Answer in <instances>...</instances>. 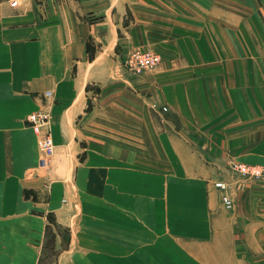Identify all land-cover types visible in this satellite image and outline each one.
Wrapping results in <instances>:
<instances>
[{
	"label": "crops",
	"instance_id": "obj_1",
	"mask_svg": "<svg viewBox=\"0 0 264 264\" xmlns=\"http://www.w3.org/2000/svg\"><path fill=\"white\" fill-rule=\"evenodd\" d=\"M228 160L264 166V0H0V264H264V179Z\"/></svg>",
	"mask_w": 264,
	"mask_h": 264
},
{
	"label": "built area",
	"instance_id": "obj_2",
	"mask_svg": "<svg viewBox=\"0 0 264 264\" xmlns=\"http://www.w3.org/2000/svg\"><path fill=\"white\" fill-rule=\"evenodd\" d=\"M159 62L158 56L150 51L133 50L124 60V65L131 73L153 70ZM44 97L50 96V91L43 92ZM164 110V108L162 107ZM48 114L44 109H37L26 115L25 121L36 134V146L39 152L38 167L48 170L49 162L53 155V145L50 136ZM229 168L234 173L250 178L264 177V166L245 165L238 161H230ZM213 186L220 191V202L224 209H231L232 200L228 194L227 183L214 181Z\"/></svg>",
	"mask_w": 264,
	"mask_h": 264
},
{
	"label": "rangeland",
	"instance_id": "obj_3",
	"mask_svg": "<svg viewBox=\"0 0 264 264\" xmlns=\"http://www.w3.org/2000/svg\"><path fill=\"white\" fill-rule=\"evenodd\" d=\"M88 50H90L89 49V46H88ZM134 50H137V49H134ZM91 51V50H90ZM131 51H133V50H131ZM131 51H129L128 53H126L125 54V56L124 57H122V59H121V65H122V67H123V69L126 71V72H128L129 74H131V75H134V76H137V75H139V74H141V73H143V72H146V71H143V72H139V73H137V74H133V73H131L130 71H128L127 69H126V67H125V65H124V60H125V58H126V56L131 52ZM151 52V51H150ZM88 53H92V51L91 52H89V51H87V58H88ZM153 54H156V53H154V52H152ZM157 56H158V59H159V61H160V58H159V55L158 54H156ZM91 57H92V55H91ZM89 59V58H88ZM91 59V58H90ZM89 59V60H90ZM158 64H159V62H158ZM157 64V65H158ZM157 67V66H156ZM150 71H153V70H150ZM148 72V71H147ZM45 91H49V90H45ZM45 91H43V92H45ZM43 92H42V98H44L45 100H46V98L47 97H44V95H43ZM48 99H50L51 100V92H50V96L48 97ZM47 99V100H48ZM44 108V107H43ZM164 108V110H165V107H163ZM161 110L162 111H164L163 109H162V107H161ZM48 117V116H47ZM24 120H25V118H24ZM48 120H49V117H48ZM39 153V152H38ZM230 161L231 160H228V162H227V168H228V170L232 173V174H235V175H238L239 177H241V178H244V176H241V175H239V174H236V173H234V171H231L230 170V168H229V163H230ZM240 163H243V162H240ZM243 164H245V163H243ZM245 165H256V164H245ZM259 166H263V165H259ZM245 178L247 179V180H253V181H260V179H264V177H261V178H250V177H246L245 176ZM47 258L48 259H50V258H52V255L50 254V251H48V254H47Z\"/></svg>",
	"mask_w": 264,
	"mask_h": 264
},
{
	"label": "trees",
	"instance_id": "obj_4",
	"mask_svg": "<svg viewBox=\"0 0 264 264\" xmlns=\"http://www.w3.org/2000/svg\"><path fill=\"white\" fill-rule=\"evenodd\" d=\"M87 51L91 52L90 50H88V45H87ZM91 55H92V53H88V58L89 59L92 58Z\"/></svg>",
	"mask_w": 264,
	"mask_h": 264
},
{
	"label": "bare ground",
	"instance_id": "obj_5",
	"mask_svg": "<svg viewBox=\"0 0 264 264\" xmlns=\"http://www.w3.org/2000/svg\"><path fill=\"white\" fill-rule=\"evenodd\" d=\"M233 204V203H232ZM232 208V207H231Z\"/></svg>",
	"mask_w": 264,
	"mask_h": 264
}]
</instances>
